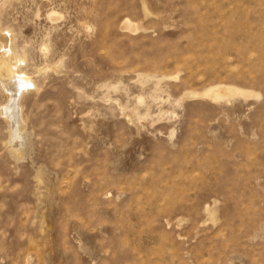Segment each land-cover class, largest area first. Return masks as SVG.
Here are the masks:
<instances>
[{
	"label": "rangeland",
	"instance_id": "374dc122",
	"mask_svg": "<svg viewBox=\"0 0 264 264\" xmlns=\"http://www.w3.org/2000/svg\"><path fill=\"white\" fill-rule=\"evenodd\" d=\"M0 264H264V0H0Z\"/></svg>",
	"mask_w": 264,
	"mask_h": 264
},
{
	"label": "bare ground",
	"instance_id": "6f19581e",
	"mask_svg": "<svg viewBox=\"0 0 264 264\" xmlns=\"http://www.w3.org/2000/svg\"><path fill=\"white\" fill-rule=\"evenodd\" d=\"M12 65L9 61V59H5L0 57V82L3 83L5 86H9L10 92L15 91H21L22 85L25 83V79H21L18 77V75L15 73V70L11 68ZM11 94H13L11 92Z\"/></svg>",
	"mask_w": 264,
	"mask_h": 264
}]
</instances>
